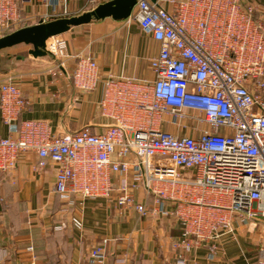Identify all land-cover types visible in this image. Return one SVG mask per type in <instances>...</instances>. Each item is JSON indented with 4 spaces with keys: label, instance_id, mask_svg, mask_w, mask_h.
Wrapping results in <instances>:
<instances>
[{
    "label": "built area",
    "instance_id": "2783aa9c",
    "mask_svg": "<svg viewBox=\"0 0 264 264\" xmlns=\"http://www.w3.org/2000/svg\"><path fill=\"white\" fill-rule=\"evenodd\" d=\"M35 1L60 4L62 11L49 16L56 20L113 0H86L76 13L69 9L71 0H0V38L25 22L19 2ZM127 22L160 46L149 60L154 80L111 75L100 104L112 123L96 134L89 127L55 132L46 121L22 119L28 101L9 78L0 86L8 130L0 139V173L15 169L31 152L37 170L56 166L55 193L64 204L115 196L119 209L141 218L152 213L135 197L145 190L147 199L154 198L153 213L182 221L183 236L174 248L176 264H187L186 253L211 243L213 255L229 231L224 218L196 211L194 197L199 205L210 197L211 206L221 205L218 198L228 200L245 221L264 219V8L242 0H137ZM50 48L67 56L62 40ZM68 75L83 91L100 82L91 57H81ZM163 124L176 132L165 131ZM191 129L195 136L182 135ZM191 172L195 177H187ZM165 201L176 205L174 213L165 210ZM72 224L84 231L80 218ZM107 245L104 240L91 250V264H107Z\"/></svg>",
    "mask_w": 264,
    "mask_h": 264
},
{
    "label": "crops",
    "instance_id": "0c3cea01",
    "mask_svg": "<svg viewBox=\"0 0 264 264\" xmlns=\"http://www.w3.org/2000/svg\"><path fill=\"white\" fill-rule=\"evenodd\" d=\"M86 0H71L69 9L77 12ZM264 8V0H242ZM56 4L46 6L38 1L20 5V17L27 22L15 30L51 21ZM13 31V32H14ZM67 44V56L53 52L34 58L30 46L17 45L2 52L0 86L9 78L28 101L24 120H41L55 132L76 133L89 127L100 134L112 121L103 116L101 101L104 82L112 75L139 80H154L149 60L159 53L157 42L144 35L137 24L111 18L72 28L48 42V50L56 41ZM81 57H91L99 67L100 82L95 89L83 91L69 78ZM165 131L175 133L169 124ZM195 136L193 130L182 133ZM8 137L0 110V139ZM38 158L28 152L15 169L0 173V264H91V250L108 240L107 264H176L178 252L174 244L183 236V223L175 215L153 213L154 198H146L145 190L135 193L136 200L147 202L152 212L141 218L134 210H123L111 199L87 200L68 206L55 193L56 166L44 171L36 169ZM195 177V172L187 174ZM199 205L196 211L224 218L229 231L211 252V243L186 253L187 264H262L264 263V219L259 215L243 220L233 211L228 200L216 199ZM164 208L174 213L176 205L165 201ZM83 221L84 231L74 228L72 219ZM33 248L32 250H29Z\"/></svg>",
    "mask_w": 264,
    "mask_h": 264
},
{
    "label": "water",
    "instance_id": "95a60500",
    "mask_svg": "<svg viewBox=\"0 0 264 264\" xmlns=\"http://www.w3.org/2000/svg\"><path fill=\"white\" fill-rule=\"evenodd\" d=\"M156 1L152 0V2ZM136 4L137 0H113L79 16L41 22L15 30L0 38V64L3 51L21 44L31 47L29 54L34 58L48 56L50 52L47 45L51 39L66 34L72 28L89 25L108 18L115 21H125L132 15Z\"/></svg>",
    "mask_w": 264,
    "mask_h": 264
},
{
    "label": "rangeland",
    "instance_id": "374dc122",
    "mask_svg": "<svg viewBox=\"0 0 264 264\" xmlns=\"http://www.w3.org/2000/svg\"><path fill=\"white\" fill-rule=\"evenodd\" d=\"M27 22H23L22 24H20V26H23V25H25Z\"/></svg>",
    "mask_w": 264,
    "mask_h": 264
},
{
    "label": "trees",
    "instance_id": "16d2710c",
    "mask_svg": "<svg viewBox=\"0 0 264 264\" xmlns=\"http://www.w3.org/2000/svg\"><path fill=\"white\" fill-rule=\"evenodd\" d=\"M20 3V5H21V2H19Z\"/></svg>",
    "mask_w": 264,
    "mask_h": 264
}]
</instances>
